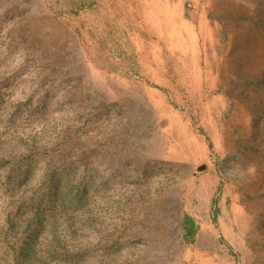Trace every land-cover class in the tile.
Segmentation results:
<instances>
[{
	"label": "rangeland",
	"instance_id": "obj_1",
	"mask_svg": "<svg viewBox=\"0 0 264 264\" xmlns=\"http://www.w3.org/2000/svg\"><path fill=\"white\" fill-rule=\"evenodd\" d=\"M0 264H264V0H0Z\"/></svg>",
	"mask_w": 264,
	"mask_h": 264
}]
</instances>
